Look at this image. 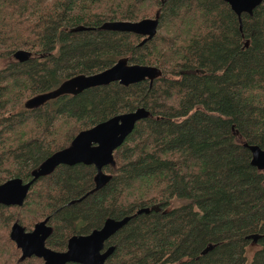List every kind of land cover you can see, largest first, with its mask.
<instances>
[{
  "label": "trees",
  "instance_id": "obj_1",
  "mask_svg": "<svg viewBox=\"0 0 264 264\" xmlns=\"http://www.w3.org/2000/svg\"><path fill=\"white\" fill-rule=\"evenodd\" d=\"M145 19L159 20L152 39L111 28ZM18 51L31 59L0 69V185L31 181L113 117H149L100 189L95 166L61 165L21 207L0 204V264H44L22 259L14 224L30 232L49 219L46 247L65 252L72 237L127 217L106 264H264V169L251 152L264 150V3L240 22L224 0H0V60ZM119 62L156 77L47 98Z\"/></svg>",
  "mask_w": 264,
  "mask_h": 264
},
{
  "label": "water",
  "instance_id": "obj_2",
  "mask_svg": "<svg viewBox=\"0 0 264 264\" xmlns=\"http://www.w3.org/2000/svg\"><path fill=\"white\" fill-rule=\"evenodd\" d=\"M231 10L238 16L240 22L244 14L252 16L264 0H224ZM158 19H145L138 22L117 21L111 28L122 33H133L147 39L155 37L158 31ZM20 63L28 62L32 53L18 51L14 55ZM156 70L148 66L130 65L119 62L113 67L90 76H79L64 84L58 92L47 96L55 98L63 94H77L85 90L109 86L119 83L130 86L154 79ZM149 117V112L144 109L118 115L89 130L81 132L72 145L47 159L39 169L33 172V179L27 183L15 178L0 185V204L4 206L21 207L34 183L41 177L52 174L61 165L95 166L98 171L97 189L103 187L109 176L103 169L115 165L114 153L125 140L132 134L136 124ZM252 164L258 169H264V150L258 146L251 148ZM147 212L140 210L138 214ZM48 220L37 224L33 231L27 232L23 227L14 224L11 239L22 252V259L37 257L44 264H106L114 252V247L105 250V243L120 231L130 218L122 220H108L104 226L89 235L75 236L69 240L67 251L57 252L46 247V241L52 233V228L47 225Z\"/></svg>",
  "mask_w": 264,
  "mask_h": 264
},
{
  "label": "rangeland",
  "instance_id": "obj_3",
  "mask_svg": "<svg viewBox=\"0 0 264 264\" xmlns=\"http://www.w3.org/2000/svg\"><path fill=\"white\" fill-rule=\"evenodd\" d=\"M15 55V54H14ZM17 62V60L15 59V57L13 56V58H9V59H4V60H0V69H4L6 67H8L10 64H13ZM177 206V204L175 203L172 207H175ZM250 255H249V259L251 260L254 253H255V250H250Z\"/></svg>",
  "mask_w": 264,
  "mask_h": 264
},
{
  "label": "flooded vegetation",
  "instance_id": "obj_4",
  "mask_svg": "<svg viewBox=\"0 0 264 264\" xmlns=\"http://www.w3.org/2000/svg\"><path fill=\"white\" fill-rule=\"evenodd\" d=\"M33 230H34V229H33ZM33 230H32V231H33ZM30 232H31V231H30ZM43 262H44V261H43Z\"/></svg>",
  "mask_w": 264,
  "mask_h": 264
}]
</instances>
